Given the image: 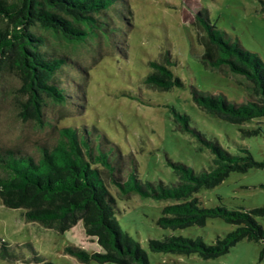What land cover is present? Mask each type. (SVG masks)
I'll list each match as a JSON object with an SVG mask.
<instances>
[{"label": "rangeland", "instance_id": "1", "mask_svg": "<svg viewBox=\"0 0 264 264\" xmlns=\"http://www.w3.org/2000/svg\"><path fill=\"white\" fill-rule=\"evenodd\" d=\"M264 0H115L101 15L103 29L95 40L66 43L55 39L50 45L55 54L67 55L75 67L59 76L68 82L80 98V106L54 105L44 108L43 122L22 120L17 116L16 100L22 97L21 81L16 74L0 75V153L15 150L37 157L42 146L50 147L60 129L76 126L95 150L108 155L119 175L126 182L134 173L142 182L171 183L175 176L167 160L181 162L195 170L208 169L212 156L189 133L182 131L172 110L186 114L207 139H216L232 154L246 148L261 166L245 173L232 172L219 185L201 190L198 196L205 207L224 205L229 209H252L264 206V118L252 124L234 125L204 112L192 98V90L222 94L236 103L254 100L249 82L232 74L226 66L213 69L201 62L203 31L197 12L220 30L227 41L255 53L264 63ZM182 81L181 87L168 91L145 86L144 77L151 71L149 63L165 65ZM73 83V84H72ZM68 86V87H70ZM260 120V121H259ZM261 122V124L259 123ZM260 124L257 135L243 136ZM117 200V221L120 228L135 239L148 256L150 264H264L261 243L241 240L229 252L214 259L197 254L156 253L148 249L149 239L166 235L201 237L211 243L234 229L219 218H209L204 226L185 229H163L157 219L171 202L140 198L134 193L119 196L108 182ZM20 209H10L0 201V244L6 243L11 255L0 264H32L35 257L53 264L83 263L66 254V246L84 252L97 251L94 239L86 237L79 222L72 229L57 233L37 222H26ZM264 227V220H260ZM109 264V263H104Z\"/></svg>", "mask_w": 264, "mask_h": 264}, {"label": "trees", "instance_id": "2", "mask_svg": "<svg viewBox=\"0 0 264 264\" xmlns=\"http://www.w3.org/2000/svg\"><path fill=\"white\" fill-rule=\"evenodd\" d=\"M115 0H0V75L11 71L21 81L22 98L16 100L17 116L22 120L43 122L44 108L67 104L80 106L73 85L61 82L59 76L75 67L67 55L55 54L50 45L57 39L66 43H84L97 39L103 29L100 18ZM264 13V1L261 2ZM203 31L201 62L213 69L226 66L235 75L249 82L251 96L236 103L222 94L200 93L192 90V98L209 116L234 125L252 124L264 118V63L253 52L238 42L227 41L215 25L197 12ZM165 65L151 61V71L144 77L145 86L168 91L181 87L182 81ZM73 84V83H72ZM70 86V87H68ZM182 131L192 135L200 150L211 156L208 169L195 170L181 162L167 160L175 181L164 183L142 182L134 173L126 182L108 160L107 153L95 150L83 138L76 126L60 129L55 144L40 147L37 157L15 150L0 153V201L10 209H20L26 222H37L46 229L64 233L79 222L86 237L94 239L97 251L87 253L78 247L66 246L64 252L78 261L99 264H150L146 251L117 221V200L109 189L102 170L108 172V182L119 196L130 193L154 201H168L157 219L163 229H185L204 226L209 218H219L234 229L223 237L216 236L207 243L201 237L188 238L166 235L149 239L148 249L156 253L180 255L197 254L202 259H214L229 252L241 240L261 243L264 255V206L252 209H229L224 205L205 207L198 193L212 189L230 173H245L261 166L246 148L242 154H232L216 139H207L191 125L188 115L172 110ZM260 121V120H259ZM261 124V122H259ZM243 130V136L257 135L262 126ZM4 258L11 255L6 243L0 244ZM32 264H53L35 257ZM174 264V263H172Z\"/></svg>", "mask_w": 264, "mask_h": 264}]
</instances>
